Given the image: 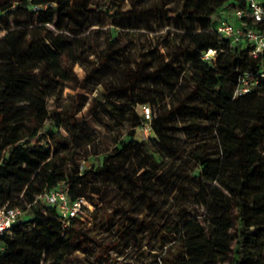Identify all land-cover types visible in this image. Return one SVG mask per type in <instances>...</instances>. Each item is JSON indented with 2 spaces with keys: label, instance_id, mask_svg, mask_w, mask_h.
<instances>
[{
  "label": "trees",
  "instance_id": "trees-1",
  "mask_svg": "<svg viewBox=\"0 0 264 264\" xmlns=\"http://www.w3.org/2000/svg\"><path fill=\"white\" fill-rule=\"evenodd\" d=\"M112 2L0 0V206L26 211L0 264H68L77 251L86 260L91 257L92 264H125L118 256L128 246L140 247V235L150 225L136 216L133 203L108 207L98 188L86 196V181L94 175L132 182L142 190L135 197L153 212L160 210L148 194L153 180H170L173 189L193 192L203 206L194 214L177 209L174 226L160 223L163 233L177 231V237L162 241L160 253L147 256L145 264H156L158 256L161 264H264V80L233 96L239 74L259 67L260 61L249 54V45L219 36L214 19L224 7L243 6V0L151 2L140 15L171 19L175 40L164 43L161 62L123 54L118 81L106 86L104 102L98 100L111 114L129 120L130 129L89 166L70 163L64 150L56 154L61 139L68 145L61 130L75 136L81 124L77 108H47L45 102L52 103L57 84L68 81L72 65L79 62L75 41L86 18L92 13L118 21L130 18V9L120 12ZM170 3L177 4L175 10L166 8ZM20 10L24 17L17 15ZM128 23L123 27L132 28ZM209 48L216 50L215 57L203 59ZM112 57L107 51L102 65ZM85 81L77 86L85 87ZM144 83L170 86L168 107L155 109L153 117L151 111L150 120L141 105L156 108L163 99L145 92ZM146 123L174 154L169 169L159 172L155 162L152 168L145 163L135 168L127 160L136 153L151 161L143 153L144 143L135 138L136 128ZM60 184L71 198L87 197L94 206L90 223L74 217L64 225L56 207L38 198Z\"/></svg>",
  "mask_w": 264,
  "mask_h": 264
},
{
  "label": "rangeland",
  "instance_id": "rangeland-1",
  "mask_svg": "<svg viewBox=\"0 0 264 264\" xmlns=\"http://www.w3.org/2000/svg\"><path fill=\"white\" fill-rule=\"evenodd\" d=\"M89 1L101 3L107 0ZM153 1L155 0H113L112 7L120 12L130 9L126 13L130 17L129 19L124 18L123 21H118L109 15L92 13L91 17L84 20L79 41H75L78 46L76 52L79 62L72 65L69 72L70 79L68 81L60 80L57 84L56 94H51L52 103L47 104L45 102L47 108L60 105L58 110L62 108L63 110L71 108L73 110L77 108L78 110L75 116L81 126L77 128L75 136L69 135L62 129L61 134L66 138L68 145L65 146V139H61L54 146L58 150L56 154L61 150L66 151L70 163H81L89 166L92 162H100L103 153L109 150L118 138L125 137L126 131L130 129L129 120L120 114H111L106 107L98 103V100L104 102L103 97L106 93V86L111 83V80L118 81L117 74L120 73L118 71L122 68L123 54L135 59L140 56H154L158 62H161L159 54L165 50L164 43L170 39L175 40V25L171 19L165 20L160 16L140 15V12ZM176 7V3H170L166 8L175 10ZM17 15L24 17L26 13L20 10ZM219 18L218 15L214 17L215 20H219ZM10 20L12 22L13 18ZM129 21L132 28L123 27L127 26ZM118 32H120V37L118 40H114ZM3 33V31H0V36ZM107 51L112 52L113 57L109 59V65L103 66L101 63L103 62L102 57ZM116 57L119 59H116ZM96 66L100 67L96 69ZM84 78H86L85 87L77 86ZM144 86L145 92L150 95L158 94L159 100L163 99L156 108L150 105L153 117L155 109L168 107L170 86L160 83L158 85L144 83ZM81 95L85 97V100L81 99ZM172 122L173 125L179 127L177 120ZM144 127L143 125L136 128L135 138L144 143L143 153H148L151 156V161L144 160L141 154L136 153H129L127 160H130L135 168H138L139 164L142 163H145L146 168H152V164H154L152 162L156 163L159 172L167 167L170 168L174 154L160 143L150 129ZM177 128L175 127V132ZM172 178L177 184L182 180L175 176ZM184 183L185 181L182 184ZM172 185L170 180L166 183L153 180L148 194L153 200H157L160 206L158 212H153L148 210L140 198L135 197L142 190L124 178L120 180L111 176L94 175L86 181V196L90 195L92 190L98 188L102 192L101 198L108 207L133 203L136 216L146 219L150 225L140 235L142 241L140 247L128 246L122 250L118 259L123 263L142 262L145 264L144 259L147 256L154 258L155 253H160L162 241L168 244L170 238L177 237V231L174 234L163 233V228L160 226L162 222L174 226L177 209L185 214H194L196 210L204 211L203 206L196 201L193 192L183 194L177 188L173 189ZM168 192H171V194H168ZM92 196L97 197L98 195L94 193ZM84 199L88 200L87 197H84ZM87 261L92 263V258L89 257Z\"/></svg>",
  "mask_w": 264,
  "mask_h": 264
},
{
  "label": "built area",
  "instance_id": "built-area-1",
  "mask_svg": "<svg viewBox=\"0 0 264 264\" xmlns=\"http://www.w3.org/2000/svg\"><path fill=\"white\" fill-rule=\"evenodd\" d=\"M243 6L233 8L224 7L226 16L220 17L216 25L219 36L228 38L233 44L249 45V54L258 59L259 67L244 71L237 77L233 96L245 94L254 88L259 81L264 80V0H243ZM216 50L209 48L202 53V58H214ZM141 111L146 120L151 119V110L148 104L141 105ZM144 128L150 129L148 123ZM47 205H54L64 225H69L71 218H79L84 223H90L94 206L83 197L71 198L65 184H60L38 195ZM26 211L18 206L4 204L0 206V254L7 246L8 238L12 235L16 224L23 220ZM112 255L116 253L112 252ZM77 260H70L68 264H92L81 251L75 253ZM119 258V256H118ZM156 264H161L157 257Z\"/></svg>",
  "mask_w": 264,
  "mask_h": 264
},
{
  "label": "crops",
  "instance_id": "crops-1",
  "mask_svg": "<svg viewBox=\"0 0 264 264\" xmlns=\"http://www.w3.org/2000/svg\"><path fill=\"white\" fill-rule=\"evenodd\" d=\"M218 16H220V17H225L226 14H225L223 11H220V13L218 14Z\"/></svg>",
  "mask_w": 264,
  "mask_h": 264
}]
</instances>
